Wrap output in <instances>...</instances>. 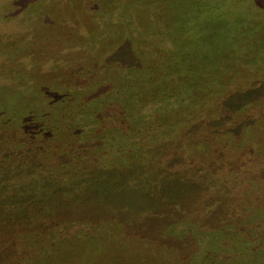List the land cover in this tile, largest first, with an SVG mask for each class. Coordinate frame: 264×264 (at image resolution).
<instances>
[{
  "label": "trees",
  "instance_id": "obj_1",
  "mask_svg": "<svg viewBox=\"0 0 264 264\" xmlns=\"http://www.w3.org/2000/svg\"><path fill=\"white\" fill-rule=\"evenodd\" d=\"M144 1L146 5H154L150 15L145 14L148 12L144 8H138L140 4L135 6L134 0L0 1L3 25L0 42L11 48L16 46V39H22L19 43L22 52L17 57L0 51V80H3L0 86L11 85L28 91L30 84L42 77L52 84L39 86L41 98L38 100L32 99L29 93L33 105L30 110L11 114L6 123L10 126L0 127V185L8 189L0 194V258H4V264H25L22 261L31 254L33 247L26 237L33 233L34 220L29 207L36 206L54 208V220L61 217L60 207H65V232H73V236L68 233L65 237V254L73 257L81 242L76 239L82 238L81 235L104 233L147 239L159 252L168 248L166 259L176 262L178 257L179 264H258L259 260L264 264V207L260 221L244 220L249 214L259 215L255 209L264 206V187L262 193L258 191L261 196L247 197L260 188L262 166L255 159V147L243 146L248 136H257L256 130L264 128V97L252 99L264 82L240 76L238 81L206 93L197 91L198 86L185 75V67H181L184 76L180 79L171 77L166 81L161 77L163 82L173 83L170 89L160 88L162 98L174 96L176 99L188 89L189 93L202 96L194 104L211 99L214 114L188 117L179 108L164 109L156 88L154 92L139 89L136 91L139 98L133 102L137 85L143 86L140 84L149 79L144 75L133 85L126 78V72L132 70L129 64L123 65L127 67L122 74L118 73L119 48L130 43L163 55L184 47L180 37L171 34L174 30L167 7L162 5L165 1L159 6L154 0ZM255 1L264 7V0ZM16 22L20 26L11 28ZM153 24L158 31L152 30ZM100 45L109 47V60L103 64L96 53ZM111 45L120 47L114 49ZM26 46L30 49L26 50ZM44 59H48L49 66L45 71L39 66ZM56 59L63 64L59 65ZM142 59L143 56L138 59L141 66ZM17 66L22 69L19 73ZM146 66L150 69V65ZM156 68L159 67L156 65L153 69ZM28 72L32 78L17 83L15 77ZM157 75L154 73L152 78L158 81ZM108 85L113 87L104 91ZM236 98L241 105L239 112H235L237 117L240 115L244 120L254 117L244 127L242 139L231 143L232 130L226 125L214 133L208 130L207 139L201 142L195 140L198 123L207 127L212 119L226 121L228 125L238 121L233 115L224 117L219 110ZM156 100L160 101L157 108L161 109L144 116L142 110ZM43 102L47 103L45 112L36 108ZM187 106L190 103L184 107L189 110ZM108 109L115 113L105 117L103 111ZM257 111L261 113L259 117ZM218 138L225 140L223 150L216 145ZM230 144L236 152L243 150L237 159L226 155ZM177 158L181 161L177 162ZM216 185L221 187L222 198L218 197V188L208 195L206 189ZM160 187L167 189L165 194L158 193ZM248 188L251 191L247 193ZM148 194L152 201L143 205L142 195ZM172 196L179 200L173 203ZM138 199L141 206H149L148 210L154 208L159 220L153 226L145 223L151 216L135 210ZM231 206L236 210L229 217ZM37 233L50 239L38 243L42 251L52 249L56 253L61 249L59 238L52 240L57 232ZM147 234H150L148 238ZM27 259L26 264L30 261Z\"/></svg>",
  "mask_w": 264,
  "mask_h": 264
},
{
  "label": "rangeland",
  "instance_id": "obj_2",
  "mask_svg": "<svg viewBox=\"0 0 264 264\" xmlns=\"http://www.w3.org/2000/svg\"><path fill=\"white\" fill-rule=\"evenodd\" d=\"M0 1L2 2V0ZM131 2H133V0H131ZM154 2H158V6L162 2L163 7H167V9L165 10L170 17L169 19L172 21L171 25L174 30L171 34H177V36L180 37L181 42H183L184 47H182V49L178 48L170 54H167L168 52H165L163 55H161V52L156 54L154 53V51H149L146 50V48L135 46L134 44L130 43L127 44V46L124 48H119L120 45H111V48H119V51L117 52V59L119 60L117 67L119 69V74H122L124 72V69L127 67L123 65L129 64L132 66V70L130 72H126V78L128 80L130 78V81L131 83H133V85H136L142 78H144V75L147 80L149 79L148 82L140 84L143 86L137 85V89H135L134 91L135 95L132 96L133 102L137 101L139 98L138 92L136 93V91H138L139 89L143 90V92H146L148 90L149 92H154L156 88L157 90L155 91H159L158 96H160L161 105L164 106V109L172 108L175 110V108H179V112H185L184 114H187L185 116L188 117L191 115L196 116L198 114L208 115V113L214 114L215 112L213 101H211V99L209 98H205V100L203 101L204 104L203 102H197L194 104V101H198L200 97L202 98V96H199V93L191 94L188 92V89H186L187 91L184 90L183 92H180L179 97H177L176 99L174 96L163 99L161 96L160 88L164 89L165 86H167L166 88L170 89L169 87H172L173 83H171V81L168 83L163 82L161 77H163L164 80L168 81V79L171 77L180 79L182 74L184 76L185 73V75H188L191 78L190 80H192V82L196 83V86H198L196 87L197 91H204L206 93L212 92L214 88H217L220 85H226L230 83V81H236L237 77L240 76H246L248 78L251 77L253 79L259 78L264 82V69L262 68L264 66V7H261V5H259L255 0H154ZM133 3L135 4V6L136 4H140L141 6H143H140L138 8H144L145 12H148L145 13L147 15H150L152 13L151 11L154 8V5L152 4L146 5L144 0H134ZM202 12H206L208 14H202ZM19 24L17 22L14 23L11 28H16L17 26H20ZM152 26L154 27L152 30L158 31V27H156L155 24H153ZM2 27L3 25L0 23V29H3ZM166 32L168 31H165L163 33ZM21 40L22 39H20V37L16 39V46H11V48H8V44L0 42V51H8L12 58L17 57V55L21 54L22 52V49L19 46ZM117 41L118 39H116L115 42ZM27 46L26 50L27 48L30 49V47ZM97 47L96 53L98 54V56H101L100 64L106 63L109 60V52H107L109 50V47H104L101 45L98 48ZM33 48H35V45L33 46ZM160 49L163 50L162 45L160 46ZM157 55H161V57L157 59ZM141 56H143V59L141 60V62L144 63L143 66H141V63H139L140 61L138 60ZM170 58L172 60H170ZM45 59L39 65L44 68V71L48 70L49 67L47 64L48 59ZM57 61L59 65L63 64L61 60ZM146 65H150V69H147ZM156 65L159 68L153 69ZM173 66H180L179 68L185 67L184 73L182 72V68L177 70ZM17 68L19 69L17 73H19L22 69L19 66H17ZM55 68H57V66ZM92 68L94 69V67ZM151 68L153 70H151ZM78 70H80V68ZM154 73L155 76L159 73V75H157L159 79L158 81L157 79H154V77L152 78ZM31 75L32 74H30L29 72L22 73L21 76H16L15 79L17 83H19L22 80H28L29 78H32ZM101 80L104 81V75H102ZM1 81L3 80H0V83ZM42 83H46L44 77H42L40 80H37L32 85L30 84L28 91L20 89L18 90L17 87L14 88L11 85L0 86V127L4 128L6 127V125L7 127L10 126L6 123L10 121L11 114H15L16 112L23 113L30 110L33 105L32 100L30 99V96L28 94L32 93V99L36 98L38 100L39 98H41L39 94V86ZM46 85L51 87L52 84L46 83ZM115 86L117 88V82L115 83ZM112 87L113 85H108L104 91H107ZM225 89L226 88H224V90ZM189 91L191 92L192 90ZM228 93L229 92L227 90V94ZM226 96L228 97V95ZM236 96L238 97V95ZM147 97H150V95H148ZM255 97H264V85L253 94V101L256 99ZM47 99H49V96L47 97ZM239 100V98H236L235 100L231 99L229 100V102L219 108L224 117L225 115H233L238 119V121L228 125L226 121L218 122L215 121L218 119H212L209 121L208 124L210 125L207 127H205V125H203L202 123L197 122L198 125L197 128L195 127L194 134L198 135L195 136V140L197 139L201 142V140L207 139V135L208 133H210V131L208 130L211 129V132L214 133L217 129H225L226 125L232 130L231 143L239 140L244 134L243 129L246 125H248V121H254V117L252 116H248L245 120L240 115L237 117V113L235 112H239V109L241 107L240 104H237ZM65 101L67 102V99H65ZM34 102L36 103V101ZM159 102V100H156L152 103L153 106L151 105L147 109H143L142 112L144 116L148 117L149 115L153 114L154 111L158 112L161 109L160 106L159 108H157ZM188 103H190V106L187 107H189L190 109L186 110L184 109V107ZM191 103H193V106H191ZM46 107V102L39 103V106H36V108L41 110L42 112H45L47 110H43ZM108 110L103 111L102 115H113V113H115V111H112L110 109ZM259 113L260 112L257 111V117L260 116L261 113ZM105 117H107V115H105ZM262 128L260 129L261 132L260 130L258 131V129L256 130L257 136L251 137L250 135L244 140L245 142L243 143V146L255 147V159L262 166L261 175H258L260 180H262L260 183V188H257V190H255L254 192H250L251 189L249 190L248 188L247 193H250L247 194V197L249 199H251L252 196L256 194L258 196H261V191H263L262 187H264V128ZM218 139L219 140L216 141V145L220 146L219 150H223L226 145L223 143L225 140L222 141L220 138ZM206 145H202V148L208 150V147ZM234 150L235 146H232V144H230L229 147L226 148V155L228 157L230 156V158L232 159H237L238 157H240L241 151L243 150L241 149L238 152ZM233 151L236 153H234ZM201 155H203V153L199 154V156ZM176 160L177 162L181 161L180 158H177ZM169 180L168 184H170ZM218 186L219 185L213 186L214 189L212 187H208L206 189L208 195L210 191L213 190L215 192L216 188H218V190L220 191L218 197L222 198L224 194L221 193V187ZM160 188L162 190L158 189V193L165 194L167 189H164V187ZM7 190L8 189H5L4 184L2 186L0 185V194L3 193V191ZM258 191L261 193H259ZM220 193L222 195H220ZM142 197L143 198L141 199V203L143 205H148V203L152 201L149 194L142 195ZM169 197H171L170 193ZM180 197H182V195H180ZM261 198L262 197H260V199ZM171 200L174 203L179 200V198L172 196ZM141 203L140 199L136 201V205L138 207L135 210L139 213L142 210L143 214H145L146 216H151V219H149L148 217L145 219V223L151 227L154 225V223H156L157 220H159V218L156 217V212L153 211L154 208L148 210L149 206H141ZM262 203L264 204V200L262 201ZM7 207L9 209H12V207L15 208V206ZM173 207L178 208L179 206ZM263 207L264 206H257V208L255 209H258L259 215L256 216L254 214H249V216H246L244 220L252 222L257 219L258 221H260ZM160 208L167 210L165 209L166 207L164 208V206H160ZM15 209L18 210V208ZM29 210L33 215L32 221H34L31 224L33 233L27 234L26 237L27 241H31V247H33L31 254L27 257L30 260L28 264H179L178 257V263L177 261L175 262L173 260L166 259V254L169 253L168 248H163L160 253L159 251L154 249V247L151 245V242L147 239L139 237L137 238L136 236H131L130 238L124 235L118 237L116 235L104 233L97 235H81L82 238L76 239V241H81L78 245L79 252L77 250L76 256L73 257L68 253L65 254V237L68 236V233L70 235L73 233L70 232L71 230H68V233L65 232L66 220L64 218L65 215H63L65 207H60L61 217L57 219L55 218V220L53 219L54 208L51 209L50 206H36V208L32 207L31 209L29 207ZM235 210L236 209L234 208V206H231V208L229 207L228 216L232 217V214L235 213ZM244 214L246 213L244 212ZM24 220L25 219H23L22 222H26ZM160 220L162 221L161 218ZM137 222L138 221H134V223ZM112 226L117 227V224L112 223ZM25 228L27 229V224L25 225ZM41 230H47V232H57L55 236L54 234L52 235V240L54 239V237L59 238L60 242L58 243V247L61 249L58 248L59 250L56 253H54L55 250L52 249L42 251L38 243L42 241L49 242L50 239L47 240L46 238H44V236H40L37 233ZM149 235L150 234H147L146 237L148 238ZM98 248H100L99 251ZM102 249L107 254H101L102 252L100 251H103ZM227 257L228 255H225L226 259ZM27 258L22 262L26 264L28 260ZM3 260L4 258L1 257L0 263H2ZM225 263L227 262L225 261ZM254 263L255 262H253V264ZM260 263L261 260L258 261V264ZM2 264H4V261ZM16 264L22 263L16 262ZM246 264H248V262H246Z\"/></svg>",
  "mask_w": 264,
  "mask_h": 264
}]
</instances>
